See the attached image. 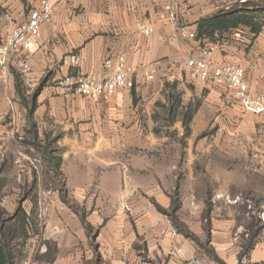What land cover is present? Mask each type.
Wrapping results in <instances>:
<instances>
[{
  "label": "crops",
  "instance_id": "obj_1",
  "mask_svg": "<svg viewBox=\"0 0 264 264\" xmlns=\"http://www.w3.org/2000/svg\"><path fill=\"white\" fill-rule=\"evenodd\" d=\"M40 1L0 0V42ZM45 1L51 6V18L40 27L34 50L27 57L29 70H22L19 59H13L10 67L23 74L28 86L40 87L33 113L34 126L50 124L56 127L54 141L59 150L60 143L66 147L59 165L66 186L85 202V206L97 209L87 218L83 211H72L68 217L72 234L69 229V232L60 229V251L74 249L71 255L60 260V264H264L263 215L261 229L255 232L251 250L241 255L242 247L237 240L242 238V228L236 226V213L210 218V223L216 226L202 227L199 232L205 238L202 243L181 232L151 202L137 199L128 161L130 149L138 142L129 138L128 128H138L140 123L111 118L122 113L124 103L128 101L123 96L129 92L144 95L151 82L171 72L170 65L179 55L199 54L197 42L182 41L177 37L176 25L165 18L164 5H172L177 26L191 32H195L200 19L211 15L208 7L194 0ZM141 20L154 25L151 36L138 33L137 25ZM237 33H228L234 42H222L220 51L213 54L211 61L241 66L250 91L264 92V39L257 36L245 43L238 39ZM73 55L79 57L76 67L69 61ZM118 55L138 72L134 87L118 90L111 98L88 100L92 102L90 110L96 115L89 126L95 131L82 133L80 130L79 134L60 138V124L79 122L60 120V113L62 116H83L90 110L85 109L80 100H87L85 98L64 100L56 87L57 80L73 74L100 78L105 71L104 61ZM144 72L153 76L152 81L143 78ZM196 81L215 99L221 89L226 90ZM12 84L10 73L7 76L0 74V113L8 106L6 87L11 89ZM101 114L111 116L99 119ZM259 128L264 130V124ZM255 146L254 155L264 160V137ZM258 172L264 173V163ZM236 199L233 205H237ZM216 203L220 207L227 204L223 200ZM124 205L129 211L123 209ZM255 205L264 209V195ZM206 219L205 215L198 217L200 224ZM85 245L87 251L78 253V248Z\"/></svg>",
  "mask_w": 264,
  "mask_h": 264
},
{
  "label": "rangeland",
  "instance_id": "obj_2",
  "mask_svg": "<svg viewBox=\"0 0 264 264\" xmlns=\"http://www.w3.org/2000/svg\"><path fill=\"white\" fill-rule=\"evenodd\" d=\"M199 1L208 7L210 16L245 1L264 8V0L193 2ZM240 31L238 39L245 43L252 40L247 28ZM231 36L225 33L219 43H233ZM258 36L264 39V25ZM173 65L169 74L146 87L144 95L129 92L123 96L128 101L121 114H109L140 123L138 128H128L129 138L138 142L130 149L128 161L136 187L134 195L151 202L178 229L202 243V227L216 226L210 218L236 213V226L242 228V238L237 242L243 252L254 231L261 229L264 216V209L255 205L264 195V173L258 172L264 160L254 155L256 142L264 137L263 128H259L264 120L245 113L226 90L221 89L216 99L209 96V91L184 69V56L179 55ZM9 73L13 84L11 89L6 87L8 106L0 113V229L12 231L8 264H60L74 249L60 251V229L72 234L68 219L72 211H83L87 218L97 209L85 206L68 189L64 175L56 173V160L66 148L60 143L59 150L54 141L56 127L47 124L32 128L28 123L27 109L32 97L36 101L40 87L28 86L23 74L11 67ZM80 100L90 110L92 102ZM69 115L60 113V120L81 122L60 124V138L80 130L95 131L89 126L96 118L91 110L83 116ZM236 198L238 203L233 205ZM218 200L227 204L220 207ZM123 209L129 211L125 205ZM203 215L207 219L200 224L198 217ZM87 247L77 252L84 253Z\"/></svg>",
  "mask_w": 264,
  "mask_h": 264
},
{
  "label": "built area",
  "instance_id": "obj_3",
  "mask_svg": "<svg viewBox=\"0 0 264 264\" xmlns=\"http://www.w3.org/2000/svg\"><path fill=\"white\" fill-rule=\"evenodd\" d=\"M165 18L176 25V35L182 41H194L200 45L198 55L184 57V69L203 84H213L225 88L248 114L264 119V92H251L246 81L245 71L241 66L227 62L211 61L213 54L220 51L223 43H208L197 41L196 33L185 27L177 26V17L172 5L163 7ZM51 6L41 0L37 7L31 8L23 21L14 25L8 35L0 42V74L7 76L13 59H19L23 71H28L27 57L34 50L40 35V27L49 22ZM137 31L144 37L154 33V25L147 20L138 22ZM70 64L76 67L79 57L73 55ZM174 65L171 64L170 68ZM104 73L100 78L82 76L80 74L64 75L56 82V87L64 100L72 97H82L91 101H99L113 97L118 90L132 89L138 72L129 67L122 55L109 57L104 61ZM146 81H152L153 76L143 73ZM197 264V263H190Z\"/></svg>",
  "mask_w": 264,
  "mask_h": 264
},
{
  "label": "trees",
  "instance_id": "obj_4",
  "mask_svg": "<svg viewBox=\"0 0 264 264\" xmlns=\"http://www.w3.org/2000/svg\"><path fill=\"white\" fill-rule=\"evenodd\" d=\"M263 25L264 8L252 3V1H245L237 7H231L226 11H220L212 16L200 19L196 23V40L200 42L205 40L208 43H216L225 33H229L231 31L239 32L240 30L245 28L249 30L250 34L252 35V39H254L261 33ZM16 90L19 92V89ZM35 109L36 101H34L32 97L30 107L29 109H27L26 113L28 123L32 126V128H35L33 122V113ZM191 118L192 115L188 117L187 122H190ZM60 164L61 159L58 156L55 166L56 173L57 171H59ZM181 232L191 237L185 230ZM255 232L256 231H254L252 237H254ZM10 236H12L11 230L3 232V228L0 229V264H8L10 262L11 247L9 241L12 239V237ZM252 237L248 241L247 245L244 247V250L241 255H246L249 250H251L253 246Z\"/></svg>",
  "mask_w": 264,
  "mask_h": 264
}]
</instances>
